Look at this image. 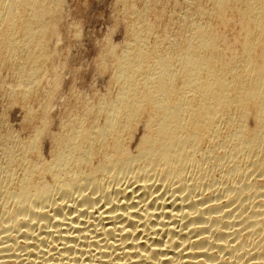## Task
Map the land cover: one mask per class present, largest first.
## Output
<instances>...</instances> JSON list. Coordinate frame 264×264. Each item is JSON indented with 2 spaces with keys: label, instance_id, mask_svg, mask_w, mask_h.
I'll use <instances>...</instances> for the list:
<instances>
[{
  "label": "bare ground",
  "instance_id": "1",
  "mask_svg": "<svg viewBox=\"0 0 264 264\" xmlns=\"http://www.w3.org/2000/svg\"><path fill=\"white\" fill-rule=\"evenodd\" d=\"M65 1L0 0V264H264V0H117L90 93Z\"/></svg>",
  "mask_w": 264,
  "mask_h": 264
},
{
  "label": "rangeland",
  "instance_id": "2",
  "mask_svg": "<svg viewBox=\"0 0 264 264\" xmlns=\"http://www.w3.org/2000/svg\"><path fill=\"white\" fill-rule=\"evenodd\" d=\"M66 1H65V3H66L65 5L68 6L67 8L69 10L68 11L66 9L68 12L66 19H69L70 21L61 20L62 22L64 21L63 24H61L62 22L59 21L58 25L62 26L59 28L60 29L59 32L61 33V36L59 35V37H61V38H59V42L55 41V43L57 42V44H54L55 49L58 48V46H59V48L57 49L58 51L55 50V51H57V53L59 52L61 54V52H63V54H61V55L58 53L59 57H61V58H58L57 53L55 54L57 56L55 58L56 61L61 60V61H57V62L61 63L62 59L63 60L66 59L65 60L66 62L63 61V62H65L63 64V66L65 65L66 68H65V66L62 67V72H64V73L61 74V79H66V81L65 80L62 81V92H63V90H64V93H65V91L70 92L72 88H74L76 90L81 89V90H79L80 92H83L86 90L89 93H90V91H92L91 89H94V88H95V91H98V92L100 90L104 91L105 90L104 88H106L107 84L109 83V81H108L109 77H108V75L106 76V74H105V76H104L105 78L100 76V79H99L100 72L96 71V69L98 68V66H97L98 64L96 65V63H98V62H95V61L99 60L98 56H99L101 50L99 51L98 49L102 48V44H103L104 40L106 39L105 36H108L110 33L112 34L113 32H115V33L119 32V33H116V34H119L117 36L115 35V33L112 34V37H114V38H112L113 41L116 43H119L124 39L125 32H124V27H123L124 22L121 21V20H123V19H121V17L123 18V16H122L123 14L121 12V5H119L117 0H68V1H70V4L68 1L67 2ZM114 5L115 6L117 5V6L114 7ZM170 5L171 4H169L168 6H170ZM114 9L117 11H114ZM167 9L169 10V8H167ZM114 12H115V14H114ZM68 17H70V18H68ZM164 17H165V19H162V18L160 19V22L162 21L161 24L163 25L162 30H164L167 26L168 29L167 28L166 29H167L168 34H169V32L171 33V31H172V34H170V35H173L175 33L177 27H175V25H172V27H171V23H169L167 21L168 17L167 16H164ZM113 21H115V22H113ZM120 21L122 23H120ZM70 22L73 23V25L75 23V25H77V26L75 27V25H74V27H75L74 28L73 25L70 24ZM67 23H68V25H66ZM164 23H166V24H164ZM112 24H114V25L112 26ZM115 24H116V26H115ZM118 25H119V27H118ZM78 27H80V28L82 27L81 28L82 33L80 32L81 33V34L79 33L80 35L77 32H74L75 30L77 31V29L80 31V28H78ZM111 27H115V28H111ZM169 28H170V30H169ZM109 29L111 32L109 31ZM112 29L114 31H112ZM166 29H165V31H166ZM171 29H173L174 31ZM122 32L124 33L123 37H122V34H123ZM75 34H78L79 36L77 35L74 37ZM102 38H103V40H102ZM118 40H120V41H118ZM58 43H61V44L58 45ZM67 47H68V49H67ZM66 50H68V51H66ZM66 52L69 54L67 57L65 56V59H64L63 55H65L64 53H66ZM97 58H98V60H97ZM94 59H96V60H94ZM94 65L97 67L95 68ZM4 72L6 74H8V72H6V70H2L0 72V74L2 73L3 75L1 74L2 77H0V78H3V76L6 75V74H4ZM95 72H97V73H95ZM96 74L98 75L97 77H96ZM62 75H64V77ZM66 75H68V76H66ZM10 76H11L10 74L7 75L8 80L12 79L11 78L12 76L11 77ZM67 77H68V79H67ZM94 77L96 78V80ZM101 79H102V81H104L106 79V81H104L106 83V86L104 85V83H102L100 81ZM93 81L97 82V86H96V83ZM107 81H108V83H107ZM63 82L66 85H64ZM70 82H72V83L70 84ZM67 83H69V84H67ZM73 83H75L76 86ZM102 84L104 85V88H103ZM67 85H69V87ZM89 86H92V87L89 88ZM94 86H96V87H94ZM98 86H100V87L98 88ZM66 88H68V89L66 90ZM88 89H90V91H88ZM86 91L83 93H86ZM3 94H4L3 90L0 89V113L2 114L4 112H6L7 109L9 108L8 111L6 112L7 119L9 118L8 119L9 121L6 119L7 122L4 124L3 128H4V130L9 128L12 131H16V130L18 131L20 129L21 125L23 124V122H22L23 111L20 108H18L19 106L12 105L11 100L7 97H4L5 95L2 96ZM3 98H5V101ZM6 98L8 99V101ZM3 102L4 103L6 102L5 106H4L5 108L2 107L4 105ZM13 106L17 107L18 109L14 108ZM12 108H13V110H12ZM1 110H2V112H1ZM17 110H20L22 112H20V111L18 112ZM8 112H10V113H8ZM20 117H22V119ZM10 125L12 126V128L10 127ZM0 126H1L0 131H4L2 128V124H0ZM0 156H1V153H0ZM0 158H1L0 160H2V157H0Z\"/></svg>",
  "mask_w": 264,
  "mask_h": 264
}]
</instances>
